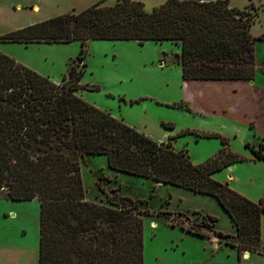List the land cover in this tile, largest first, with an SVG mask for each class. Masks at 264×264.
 Masks as SVG:
<instances>
[{
    "label": "trees",
    "instance_id": "trees-1",
    "mask_svg": "<svg viewBox=\"0 0 264 264\" xmlns=\"http://www.w3.org/2000/svg\"><path fill=\"white\" fill-rule=\"evenodd\" d=\"M103 2L14 29L0 42L79 41L83 59L90 40H169L182 46L186 80L251 81L264 71L255 58L264 33L253 36L250 12L229 6L230 0H166L151 11L140 0ZM84 73L73 66L69 80L57 82L0 50V189L11 200H39V264H144V211L129 196L111 205L87 200L80 164L86 154L107 155L114 170L215 197L237 229L229 244L262 253L264 195L252 200L213 176L246 160L231 150L229 138L198 133L219 138L223 147L212 160L194 163L174 139L196 132L186 128L167 141L147 135L78 95L100 88L81 83ZM173 106L193 112L182 101ZM251 151L264 160V142Z\"/></svg>",
    "mask_w": 264,
    "mask_h": 264
},
{
    "label": "rangeland",
    "instance_id": "rangeland-1",
    "mask_svg": "<svg viewBox=\"0 0 264 264\" xmlns=\"http://www.w3.org/2000/svg\"><path fill=\"white\" fill-rule=\"evenodd\" d=\"M19 1L32 4L23 5V11H17L18 4L13 5L18 3L17 0L15 2L0 0V21L3 30L8 29L9 26L26 24L30 18L32 19V14L29 12L33 9L35 0ZM88 1L91 0H63V7L60 9L45 5L41 15L50 14L52 9L54 11L59 9L58 13L81 11L97 2L94 0L87 3ZM116 1L104 0L103 4H113ZM140 1L144 2L148 11H151L166 0ZM229 6L250 12L252 23L250 30L253 36L264 33V0H230ZM98 40L100 41H95L91 46L87 45L88 68L85 62L87 54L83 59L80 58L81 43L79 41L68 44L0 42V50L57 82L69 80L73 66L76 67L77 72L86 71L85 78H82L83 82L85 80V84H95L100 88L93 90L94 92H84L83 96L81 95L83 99L92 104L95 100L100 108L117 118H120L119 114H126L129 118L128 122L134 125L128 123L126 119L124 122L134 127L137 125L138 130L149 132L159 141H167V139H158L162 135L164 126L157 123L156 117L167 120L163 123L175 122L181 129H186L188 126L197 128L200 134H202L200 131L217 129L216 132L222 133L219 129L228 132L229 136H226L230 138L231 150L247 159L217 171L214 177L223 183H228L230 187L252 200L258 201L264 195V160L257 159L251 151L253 146L259 147L264 139L263 137L254 138V133L251 134L247 121L254 116V113L250 108L245 107L247 112H244L243 108L240 110L233 108L237 121L229 118H209V121L201 127L195 121L190 122L182 118V115L173 109L175 108L173 103L181 101L178 99L181 93L175 92L173 88L178 87V80L181 79V73L178 74L175 65L181 58L180 43L169 40L146 41L141 44L144 49L141 53L131 55L129 50L132 41ZM153 46L164 49L156 63L165 61L166 64L171 63L169 67L158 71L151 66V61L155 60L151 56L157 53ZM255 47L256 62L264 64V40H257ZM125 52H127V59ZM134 69H138L137 72ZM135 73L138 79L135 78L133 82L128 80L120 82L123 79L119 78L116 87L111 85L112 78L115 76L127 77ZM252 81L251 85L239 83L234 89H237L239 96L245 97L247 102L255 98L261 104V114L257 115L260 125L264 127V71L258 69ZM162 82L163 85L159 84ZM227 86L231 87V85ZM111 91L117 94H109ZM162 93L165 97L174 98L172 99L174 101L165 104L169 107L160 105L154 99L158 97L157 99L160 100ZM142 97H145L143 101ZM132 100L135 102L132 103ZM127 102L132 105H126ZM248 107H250L249 104ZM196 124L197 126H194ZM231 133H237V137ZM262 135L264 136V132ZM194 137V134H186L182 139L174 140L177 150L188 149L187 155L194 163L212 160L223 147L218 138L200 139L197 134L196 138ZM253 139L257 141L254 142ZM248 141L249 147H246L245 143ZM80 164L87 200L111 205L112 201L129 196L139 202L140 209L144 211L142 215L144 218V264H264V250L262 253L248 249L238 252L237 246L229 244L237 240V229L215 197L114 170L110 168L108 157L104 154L81 156ZM231 175H233V181H230ZM4 192L0 189V264H39L40 202L38 199L11 200ZM165 210L176 212V214L161 213ZM213 217L218 220L213 221ZM190 227L203 231L207 236L202 237L188 232L187 228ZM218 232L229 236L219 235ZM262 241L264 243V214ZM247 253L250 255L246 256Z\"/></svg>",
    "mask_w": 264,
    "mask_h": 264
},
{
    "label": "crops",
    "instance_id": "crops-1",
    "mask_svg": "<svg viewBox=\"0 0 264 264\" xmlns=\"http://www.w3.org/2000/svg\"><path fill=\"white\" fill-rule=\"evenodd\" d=\"M15 1L16 0H14V2ZM17 1H18V3H13V5L14 4H18L17 5V9L18 10L16 9L17 11H23V8H24L23 5H31L32 4L31 2L23 3V2H21L19 0H17ZM91 1H94V0H91ZM91 1H88L87 3L91 2ZM96 1L98 2V1H101V0H96ZM33 4H34L33 9H31L30 12H29V13L32 14V19L30 18L28 23L23 24V25H19V26H9L8 29L3 30L2 29L3 25H2V23L0 21V35L5 34V33L9 32V31H12V30H14L16 28H21V27H24L26 25L33 24V23L48 19L50 17L62 14V13H58V12H59V9L61 7H63V0H35V1H33ZM74 4H75V2H74ZM45 5L47 7L48 6L58 7L59 9H57L56 11H54L52 9L50 14L41 15V11L43 10V7L45 8ZM46 12H47V10H46ZM95 41H100V40H97V39L96 40H90V41H88V46L93 45ZM131 43H132L131 44V49L129 50V53L131 55H133V53H134V55L139 54V53H141V51L144 50V49H142V45L139 44V42L132 41ZM154 51H157V53L154 54L152 52L154 54V56H151V57L154 58L155 60L151 61V66H153V68L158 70V71L159 70H164L166 67H169V65L171 63L170 64L169 63L166 64L165 61H162L161 63L159 61V64L156 63V60H158V58L161 56V54H163L164 49L163 48H158V46H156V47H154ZM88 52H89V50H87V53ZM104 54L108 55V53H104ZM124 55H125V58L127 59L128 58V56H126L127 52H125ZM114 56H116V55H114ZM88 61H89V55L87 54V57L85 59L86 68H88V66H89L88 65L89 64ZM161 64H163V66ZM172 65H174V64H172ZM175 65L177 66L178 74L181 73V79L178 80V83H179L178 87H173V88H174L175 92L181 93V95L179 96L178 99L181 100L184 103H187L190 106V108L192 109V111H193V112H190V111H187L185 109H180V108H176V107L173 108V109L177 110L182 115V118L187 119L190 122L195 121L196 123H198L202 127V125L204 123L209 121V118H219V119L220 118H229V119H231L233 121H237L236 113H234L235 111H233V108H237L238 110L243 108L242 110L244 112H247V111H245L246 108H248V109L250 108L251 111L254 113V116L250 117L248 119V121H247V125L250 126V128H251L250 129L251 130V134L254 133V135H253L254 138H262L263 137L262 139H264V136L262 135L263 132H264V127H262L260 125L261 124L260 123V119L258 118V115H257V114H261L260 113V111L262 110L261 104H259V102H257L256 101L257 99H255V98H252V100L250 102H247L248 100H246V98L241 96V95L239 96V91L237 89H234V87L237 84H239V83L251 85V84H253L252 80L251 81H249V80H198V79L186 80L182 76V66H181V64L177 63ZM134 70L137 72L138 69H134ZM84 78H85V73H84L83 79ZM119 78L123 79V80H120V82H123L124 80L125 81L128 80V81L133 82L135 78L138 79V75H137V73H135V74H129L127 77L115 76L114 78H112L111 85H114V87H116L117 84H118V79ZM140 78H141V76L139 75V79ZM84 82H85V80H84ZM84 82L82 80L81 83L85 84L86 82L85 83ZM138 82H141V81H138ZM159 84L163 85V82L159 83ZM227 85H231V87H228ZM102 87L103 86H101V88ZM107 87H108V85H107ZM232 87H233V89H232ZM86 91L87 92H94V91H89L87 89H80V90L77 91V94L80 95V96L81 95L83 96V93L86 92ZM112 93H116V92H113V91L109 92V94H112ZM121 93H124V92H121ZM161 96L162 97H161L160 100L157 99L158 97L154 98V99L157 100V102L160 103V105L162 104L163 106L169 107V106H167L165 104L170 103L171 101H174V100H172L174 98L165 97L163 95V93H162ZM144 98L145 97H142V101H143ZM146 98H152V97H146ZM137 99L138 98H136V100ZM93 102H94V105H96L97 107L100 108V105L97 104L95 100ZM128 104L132 105V103H130V102L126 103V105H128ZM248 104L250 105V107H248ZM119 108H122V107H119ZM118 116L120 117L119 119H122L123 121H125V119H126V121L128 122V120H129V118H128V116L126 114H122V115L119 114ZM155 119H156V121H157V123L159 125H163V126H164L163 121H167L166 119H163V117H156ZM128 123H130V122H128ZM130 124H132V123H130ZM132 125H134V124H132ZM175 125L176 126L174 128H166L164 126L163 132H161L162 135L160 137H158V139L160 138L162 140H164V139L168 140L171 136H177L178 133L181 130H184V129H181V127L178 124H175ZM251 125L253 127H251ZM135 126L138 127L137 125H135ZM194 126H197V124L194 125ZM187 128H189L192 131L196 132V133H191V134H194V136H195L194 138H196V134H198V132H199L197 130V128H192L190 126H188ZM141 130L144 131V129H141ZM217 130H214V131H200V132H202V133L210 132L211 133V132H216ZM260 130H263V131H260ZM219 131H221L225 135L220 133V132H217V133H220V134H222L224 136H226V135L229 136L228 132H224V131H222L220 129H219ZM234 132H236V131H234ZM144 133H146L149 136H151V134L149 132H147V131H145ZM191 134H189V135H191ZM232 134H234L233 135L234 137H237V133H231V135ZM185 136L186 135L177 136L174 140L182 139ZM228 136H226V137H228ZM201 138H206V137H200V139ZM229 140H230V138H229ZM252 141L255 142L257 140L253 139ZM246 159H247V157H246ZM216 173H217V171L213 173V176H216ZM231 176H232V179H230V181H233V175H231Z\"/></svg>",
    "mask_w": 264,
    "mask_h": 264
},
{
    "label": "water",
    "instance_id": "water-1",
    "mask_svg": "<svg viewBox=\"0 0 264 264\" xmlns=\"http://www.w3.org/2000/svg\"><path fill=\"white\" fill-rule=\"evenodd\" d=\"M246 256H248V254H246Z\"/></svg>",
    "mask_w": 264,
    "mask_h": 264
},
{
    "label": "bare ground",
    "instance_id": "bare-ground-1",
    "mask_svg": "<svg viewBox=\"0 0 264 264\" xmlns=\"http://www.w3.org/2000/svg\"><path fill=\"white\" fill-rule=\"evenodd\" d=\"M248 254V253H247ZM248 255H250V254H248Z\"/></svg>",
    "mask_w": 264,
    "mask_h": 264
}]
</instances>
